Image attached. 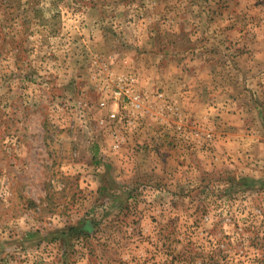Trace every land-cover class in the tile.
Wrapping results in <instances>:
<instances>
[{
    "label": "rangeland",
    "instance_id": "obj_1",
    "mask_svg": "<svg viewBox=\"0 0 264 264\" xmlns=\"http://www.w3.org/2000/svg\"><path fill=\"white\" fill-rule=\"evenodd\" d=\"M257 61L264 0H0V264H264Z\"/></svg>",
    "mask_w": 264,
    "mask_h": 264
},
{
    "label": "crops",
    "instance_id": "obj_2",
    "mask_svg": "<svg viewBox=\"0 0 264 264\" xmlns=\"http://www.w3.org/2000/svg\"><path fill=\"white\" fill-rule=\"evenodd\" d=\"M228 19H229L230 22H235V21H236V15H234V14H230L229 17H228ZM256 31H257V33H259L260 30H256ZM236 33H237V32H236ZM232 34L235 35V32H233ZM246 51H247V52H248V51H252V52H254L253 49L251 50V49H249V48H247ZM254 66H255V68H257L256 72L262 73V75L264 76V62L257 61V62H255L254 64L250 65L249 67H254ZM258 68H263V69H262L261 71H258ZM257 79H258V80L261 79L260 76H258ZM206 92H209V93H210L211 90L206 91ZM190 93H191V92H190ZM187 94H188V92H187ZM238 114H239V113H238ZM233 116H235V115L233 114ZM236 116H239V115H236ZM253 138H254V137H249V136H248V139L251 140V141L254 143V146H256V148H257V146L260 147L261 144L259 143V140H258V142H255Z\"/></svg>",
    "mask_w": 264,
    "mask_h": 264
}]
</instances>
